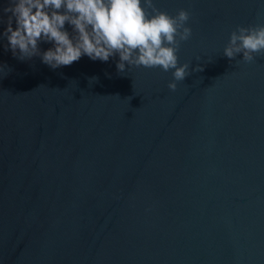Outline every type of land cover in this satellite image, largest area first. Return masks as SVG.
<instances>
[{
	"label": "water",
	"instance_id": "1",
	"mask_svg": "<svg viewBox=\"0 0 264 264\" xmlns=\"http://www.w3.org/2000/svg\"><path fill=\"white\" fill-rule=\"evenodd\" d=\"M154 3L189 13L174 91V70H52L0 38V264H264V53L223 56L264 0Z\"/></svg>",
	"mask_w": 264,
	"mask_h": 264
},
{
	"label": "clouds",
	"instance_id": "2",
	"mask_svg": "<svg viewBox=\"0 0 264 264\" xmlns=\"http://www.w3.org/2000/svg\"><path fill=\"white\" fill-rule=\"evenodd\" d=\"M188 20L186 10L171 16L154 0H6L0 8V25H5L0 38L6 39L5 50L14 58L38 57L52 70L84 56L100 62L118 57V73L132 66L174 70L168 84L174 91L176 82L191 74L189 64L179 65L177 56L179 43L192 34L185 26ZM41 43L51 46L42 50ZM256 53H264V24L238 26L223 56L233 60L242 55L251 62Z\"/></svg>",
	"mask_w": 264,
	"mask_h": 264
}]
</instances>
